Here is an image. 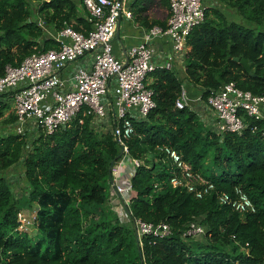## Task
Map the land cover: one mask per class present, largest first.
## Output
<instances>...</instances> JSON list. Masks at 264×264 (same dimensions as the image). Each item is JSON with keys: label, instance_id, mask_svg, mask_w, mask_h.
Here are the masks:
<instances>
[{"label": "trees", "instance_id": "trees-1", "mask_svg": "<svg viewBox=\"0 0 264 264\" xmlns=\"http://www.w3.org/2000/svg\"><path fill=\"white\" fill-rule=\"evenodd\" d=\"M81 1L0 0V76L33 53L57 49L54 40H41L44 31L36 18L49 30L70 26L86 32L89 25L77 9ZM137 1L130 6L135 22L164 28L166 20L149 19L147 13L154 6L168 10L167 0ZM216 1L222 8L209 6L187 38L185 78L201 88L202 100L226 83L264 97V0ZM235 16L251 25L235 22ZM234 58L247 60L250 72ZM150 76L154 107L145 120L133 122L128 143L130 157L141 164L130 180L128 204L120 200L127 223L109 202L120 149L108 133L92 128L90 118L81 124L74 119L48 136L0 135V264H263L264 121L246 118L241 133H216L204 128L191 108H176L183 88L172 67ZM9 108L0 102V128L15 124L12 114L2 119ZM24 136L35 137L28 151ZM163 148L175 150L214 189L196 199L172 187L176 169ZM18 162L28 202L37 206L36 238L17 229L19 203L4 175ZM236 188L252 202L254 213L240 214L220 203L222 194L234 199ZM130 219L166 224L170 233L138 239ZM191 222L204 228V240L182 237Z\"/></svg>", "mask_w": 264, "mask_h": 264}, {"label": "built area", "instance_id": "built-area-1", "mask_svg": "<svg viewBox=\"0 0 264 264\" xmlns=\"http://www.w3.org/2000/svg\"><path fill=\"white\" fill-rule=\"evenodd\" d=\"M135 1L82 0L79 7L89 25L86 32L70 26L50 32L39 19L42 23L38 25L50 34L58 48L33 53L17 67L7 66L0 76V97L12 103L17 135L35 130L45 136L52 135L68 127L74 119L81 124L85 117H90L92 122L104 119L109 122L106 133L121 154L111 169L109 202L113 208L121 210L117 213L120 220L126 222L129 216L121 208L120 200L128 204L132 192L130 180L141 164L130 157L128 143L135 134L133 122L145 120L154 107V92L148 87L147 78L158 68L169 69L173 59L170 54L166 57L168 62L155 64L151 43L157 38L167 39L175 58L182 61L187 52V38L203 22L208 8V0H167L168 17L164 28L143 29L141 42L129 48L125 60H120L114 54L113 42L122 19H132L130 6ZM83 60H86L84 64L76 67L70 76H64L63 71L68 66ZM196 101H201V95ZM206 104L216 116V127L221 134L241 133L248 125L246 118L264 121V97L243 91L233 83L222 84L210 92ZM189 105L190 99L182 90L175 106L183 109ZM251 128L256 130L255 125ZM261 135L264 137V130ZM161 152L176 169L169 179L172 187L184 188L196 199H202L214 189L212 183L192 172L175 150L163 148ZM126 162L131 168L123 180L120 169ZM234 192V199L222 194L220 203L240 214L254 213L255 207L249 198L238 188ZM20 214L17 213L19 231L25 222ZM131 221L138 239L150 235L164 238L170 233L166 224L154 226L140 219ZM204 232L203 227L191 222L182 237L194 238Z\"/></svg>", "mask_w": 264, "mask_h": 264}, {"label": "rangeland", "instance_id": "rangeland-1", "mask_svg": "<svg viewBox=\"0 0 264 264\" xmlns=\"http://www.w3.org/2000/svg\"><path fill=\"white\" fill-rule=\"evenodd\" d=\"M137 2L139 3L140 1L138 0ZM35 5H37V3H31L32 7H35ZM209 6L222 8L221 5L216 0H209L208 7ZM77 9L81 11L82 8L79 7V5H78ZM152 9H155L152 19L158 20V21L166 20L165 11H163L160 8L157 9L156 6H154ZM224 12L228 13L226 10H224ZM81 13H82V11H81ZM82 14L84 15V13H82ZM35 21L37 22V24L42 23L39 20V18H36ZM235 22L242 24L246 27H249V25H251L250 23H246L245 21H243L238 16H235ZM46 37H47V33L44 32L42 39H44ZM173 55H176V54L173 52ZM184 59H185V56L182 59V61L178 62L181 64V66L175 67V68H173V70L177 73L179 78H181L182 88L187 93V96L190 97L189 96L190 90L192 89L193 85L189 84L185 78L184 62H183ZM193 89H195L197 91L196 95H198V96L201 95V93H202L201 88H198V87L194 88L193 87ZM0 100H3L1 102H6V103H8V105H10V108L8 110L4 111V116L2 119L6 118L7 116H9L11 114L14 116V111H13V108L11 106L10 101L3 99V97H0ZM188 107L191 108V110L194 111L198 115L200 122L204 128H210L211 130L217 131L216 133H218V129L216 127L217 126V118L213 114L211 109L208 107V105L206 104V100L201 99V101H199L198 104H193V105H192V103H190V105ZM92 124H93L92 128L97 132L106 133L107 130L109 129V122L106 121V119H104L103 121H100L98 123L93 120ZM14 129H15V124L11 125L10 127H5V126L3 127L2 126V128H0V135H5L8 132L16 134ZM32 133H33L32 136H38L39 134H41L38 130H35ZM24 137H25V141H26V146L24 148L26 151H28L32 146V140L35 137H29V136H24ZM24 172L25 171H24L22 162H18L16 165H14L10 169H8L4 173V175L12 187L11 189H12V192H13L15 198H17V200H18L19 208H20L19 212L22 214V218L25 219V222L23 223V229L20 231H22L24 234H26L29 238H36L37 230L35 228V216H36V212H37V206L35 203H29L28 202L27 183H26V178H25ZM204 175L207 176L205 172H204ZM117 210H118V213L120 214L121 210L120 209H117ZM121 222L127 223L126 221H123V220H121ZM194 240L202 241V240H204V236L203 235L196 236V237H194Z\"/></svg>", "mask_w": 264, "mask_h": 264}, {"label": "crops", "instance_id": "crops-1", "mask_svg": "<svg viewBox=\"0 0 264 264\" xmlns=\"http://www.w3.org/2000/svg\"><path fill=\"white\" fill-rule=\"evenodd\" d=\"M209 2V0H208ZM131 10V9H130ZM155 9H151L148 11L147 15L149 17V19L153 18V13H154ZM80 11V10H79ZM165 16L166 18L168 17V10L165 9ZM80 16H83L85 19V16L81 13L80 11ZM143 29H147L141 25H138L137 22H135L134 18L132 17V19H122L121 23L119 24V30L116 34L115 40L113 42V48H114V54L116 55V57L120 60H125L126 58V51L131 48L132 46H136L138 43L141 42V37L143 34ZM44 31V30H43ZM50 32H53L54 30H49ZM46 32V31H44ZM43 32V35H44ZM47 33V37L51 39L50 34L48 32ZM44 38V39H46ZM41 40H43L41 38ZM151 45L153 46V49L155 51V55H156V62L155 64L157 65H163L166 62H168L166 60V57L168 55L171 54V56H173V59L171 61V66L172 68L181 66L180 63H178L180 61V59H176L175 55H173V52L171 51V44L168 42L167 39L165 38H157L155 40H153V42L151 43ZM58 48V46H57ZM86 60H83L81 62L72 64L71 66H68L64 71L63 74L64 76H70L71 73L74 71V69L76 67H80L82 64H84ZM151 76H149L147 78V85H149L151 83ZM197 91L195 89L190 90V103L193 104H198V102L196 101V98L199 97L198 95H196ZM12 106V103H11ZM131 165L126 162L124 165H122L121 169H120V178H124L126 177L127 172L130 170ZM109 194H110V190H109Z\"/></svg>", "mask_w": 264, "mask_h": 264}, {"label": "water", "instance_id": "water-1", "mask_svg": "<svg viewBox=\"0 0 264 264\" xmlns=\"http://www.w3.org/2000/svg\"><path fill=\"white\" fill-rule=\"evenodd\" d=\"M233 61L239 63L240 65H242L247 73L250 72V67H249V64H248L247 60L234 58Z\"/></svg>", "mask_w": 264, "mask_h": 264}, {"label": "clouds", "instance_id": "clouds-1", "mask_svg": "<svg viewBox=\"0 0 264 264\" xmlns=\"http://www.w3.org/2000/svg\"><path fill=\"white\" fill-rule=\"evenodd\" d=\"M15 116V115H14ZM86 118V117H85ZM87 118H90V117H87ZM15 120H16V118H15ZM90 120H91V118H90ZM91 124H92V121H91ZM93 125V124H92Z\"/></svg>", "mask_w": 264, "mask_h": 264}]
</instances>
